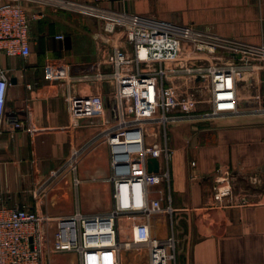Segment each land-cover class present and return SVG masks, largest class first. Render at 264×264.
Segmentation results:
<instances>
[{
	"label": "crops",
	"instance_id": "obj_1",
	"mask_svg": "<svg viewBox=\"0 0 264 264\" xmlns=\"http://www.w3.org/2000/svg\"><path fill=\"white\" fill-rule=\"evenodd\" d=\"M24 5L44 16L30 23L27 57L0 53L9 80L6 111L29 128L5 127L0 133V205L51 215L103 214L111 207L112 186L108 148L97 135L115 121L114 85L91 79L112 70L108 55L115 48L130 54L131 46L121 31L104 32L94 16ZM101 6L264 45V0H104ZM59 34L70 37L68 48ZM255 74L236 85L237 113L206 117L209 105L197 103L196 117L166 128L175 264H264V64ZM175 84L198 98L193 83L178 78ZM93 85L103 97L104 120L72 118L68 99L89 93ZM145 143L162 146V127L146 126ZM76 150L72 168L66 161ZM220 166L230 171L234 194L245 195L248 205L213 206V176ZM156 186L153 196L167 205L165 185ZM76 263L77 255L69 252L44 262Z\"/></svg>",
	"mask_w": 264,
	"mask_h": 264
},
{
	"label": "built area",
	"instance_id": "obj_2",
	"mask_svg": "<svg viewBox=\"0 0 264 264\" xmlns=\"http://www.w3.org/2000/svg\"><path fill=\"white\" fill-rule=\"evenodd\" d=\"M103 1L0 0V53L6 56H28L30 23L44 16L41 11H27L24 3L94 16L104 32L121 31L131 46L130 54L115 48L108 55L112 70L95 73L91 79L94 84L114 85L115 121L97 135L108 148L110 209L90 216L51 215L0 205V264H44L47 256L62 252L76 254V264H126V256L134 264H175L166 128L196 117L199 101L193 92L179 91L175 80L182 78L195 88L203 84L209 93L205 100L209 110L203 116L217 117L238 112L237 83L263 68V44L104 8ZM8 85L7 72L0 66V133L5 127L28 131L24 120L6 111ZM68 110L72 118H105L96 85L87 94L70 97ZM153 124L162 127V146L145 143V128ZM78 151L66 165L75 167ZM149 159L157 160V171L148 170ZM74 182L79 184L78 179ZM158 184L165 185L167 205L152 194ZM212 199L217 208L249 204L245 195L234 194L230 171L223 166L213 176ZM161 220L165 222L160 225Z\"/></svg>",
	"mask_w": 264,
	"mask_h": 264
},
{
	"label": "rangeland",
	"instance_id": "obj_3",
	"mask_svg": "<svg viewBox=\"0 0 264 264\" xmlns=\"http://www.w3.org/2000/svg\"><path fill=\"white\" fill-rule=\"evenodd\" d=\"M258 72H259L258 69H254V73H256L255 75H257ZM261 74H262V73H261ZM195 86H196V85H195ZM194 89H195L196 95H197L198 100H199V102H198V106H202V107H204V108H205L206 106L208 107V105H207V103H206V101H205L206 96L204 97V92L207 91V90H206V87H205L203 84H199V85H197V88L194 87ZM185 93H186V92H185ZM255 100H258V99L255 98ZM255 103H258V102H255ZM259 103H262V102H259ZM154 193H156V194L159 193V190H158V187H157V186L152 187V194H154Z\"/></svg>",
	"mask_w": 264,
	"mask_h": 264
},
{
	"label": "water",
	"instance_id": "obj_4",
	"mask_svg": "<svg viewBox=\"0 0 264 264\" xmlns=\"http://www.w3.org/2000/svg\"><path fill=\"white\" fill-rule=\"evenodd\" d=\"M64 45L68 48L70 46V37L66 36L64 38ZM158 162L156 159H149L148 161V170L149 171H157Z\"/></svg>",
	"mask_w": 264,
	"mask_h": 264
}]
</instances>
